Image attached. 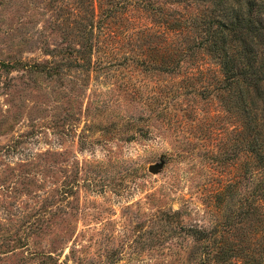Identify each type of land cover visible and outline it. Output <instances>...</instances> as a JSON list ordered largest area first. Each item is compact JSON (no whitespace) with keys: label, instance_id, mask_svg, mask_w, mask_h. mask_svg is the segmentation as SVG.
Wrapping results in <instances>:
<instances>
[{"label":"rangeland","instance_id":"374dc122","mask_svg":"<svg viewBox=\"0 0 264 264\" xmlns=\"http://www.w3.org/2000/svg\"><path fill=\"white\" fill-rule=\"evenodd\" d=\"M102 3L0 0V264H187L167 215L208 229L222 214L207 196L236 173L235 123L197 69L217 66L165 67L153 20L193 9Z\"/></svg>","mask_w":264,"mask_h":264},{"label":"trees","instance_id":"16d2710c","mask_svg":"<svg viewBox=\"0 0 264 264\" xmlns=\"http://www.w3.org/2000/svg\"><path fill=\"white\" fill-rule=\"evenodd\" d=\"M171 1L193 10L163 14L158 6L152 8L154 23L168 40L163 45L164 66H171L182 52L190 57L200 54V59L209 58L217 66L203 69L201 62L197 69L200 74L211 71L213 84L203 90L211 86L232 111L235 124L228 159H233L236 173L207 196V203L222 211L218 222L208 229L183 226L178 213L171 211L165 232L191 239L194 249L186 254L187 264H264V0ZM87 2L93 13L110 10L102 0ZM178 37L180 47L173 44ZM238 152L244 153V161L234 160ZM242 185L246 190L239 192Z\"/></svg>","mask_w":264,"mask_h":264},{"label":"water","instance_id":"95a60500","mask_svg":"<svg viewBox=\"0 0 264 264\" xmlns=\"http://www.w3.org/2000/svg\"><path fill=\"white\" fill-rule=\"evenodd\" d=\"M148 171H150V172H155V171H156V167L153 166V165H149V166H148Z\"/></svg>","mask_w":264,"mask_h":264}]
</instances>
